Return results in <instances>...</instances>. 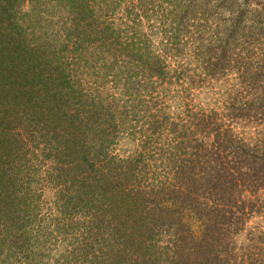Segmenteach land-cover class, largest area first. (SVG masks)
Wrapping results in <instances>:
<instances>
[{"label":"trees","instance_id":"trees-1","mask_svg":"<svg viewBox=\"0 0 264 264\" xmlns=\"http://www.w3.org/2000/svg\"><path fill=\"white\" fill-rule=\"evenodd\" d=\"M0 264H264V0H0Z\"/></svg>","mask_w":264,"mask_h":264},{"label":"rangeland","instance_id":"rangeland-1","mask_svg":"<svg viewBox=\"0 0 264 264\" xmlns=\"http://www.w3.org/2000/svg\"><path fill=\"white\" fill-rule=\"evenodd\" d=\"M197 101H198V103H200L202 106H204L206 108H209V107L215 108L214 101L209 100V98H207V97L199 98Z\"/></svg>","mask_w":264,"mask_h":264}]
</instances>
